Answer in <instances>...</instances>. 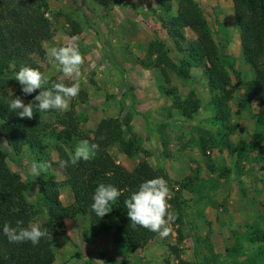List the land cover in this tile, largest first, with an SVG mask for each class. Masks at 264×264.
I'll return each instance as SVG.
<instances>
[{"label": "rangeland", "instance_id": "rangeland-1", "mask_svg": "<svg viewBox=\"0 0 264 264\" xmlns=\"http://www.w3.org/2000/svg\"><path fill=\"white\" fill-rule=\"evenodd\" d=\"M126 1L129 5L122 9L119 0H48L50 10L47 15L51 18L54 36L45 40L43 47L46 50L52 46L71 44L78 47L85 58L80 91L86 92L88 96L85 101L78 96L70 101V109L76 111L85 133L92 135L99 121L105 116L124 117L128 112L133 114L135 121L131 124L140 135L146 152L130 157L122 151L119 143H115L107 147V150L118 162L130 170L145 159L156 168H165L164 165H183L188 168L191 165L192 172L188 171L186 177L175 179L172 176L173 184L177 189L181 187L183 193L185 222L182 223V231L179 234L175 226L172 228V235H158L144 248L129 252L123 246L117 248L112 230L94 235L89 218L83 211L75 218L66 220V232L59 227L50 231L51 244L41 253L38 264H167V260L175 264L178 259L170 245L177 246L182 259L194 263L208 261V264H264V240L259 241L264 236V169L260 166L261 150L258 145H250L252 134L259 128L254 115L259 112L260 105L254 99L250 106H240L247 82L255 77L256 70L244 57L233 0L196 1L208 20L220 51L229 55L235 63V69L231 72L234 87L231 108L233 122L240 126L232 140L234 145L241 147V153L219 147L208 149L206 153L203 151V133L198 127L216 132L211 123L213 110L209 103L211 94L204 67H191V77L188 80H183L176 72L169 71L170 85L178 87L182 98L195 90L201 99L200 110L194 118L185 121L172 106V98L164 96L162 87L165 82L161 70L142 68L139 64L153 34L165 41L169 56L175 63L180 64L183 53L168 38L159 18L145 10V0ZM151 1L155 0H147ZM123 2L124 0L120 1ZM170 3L171 0L168 10L164 9L165 17L177 14L178 0ZM136 6L144 9L138 8L137 13L133 9L129 10ZM185 34L190 41L198 36L191 28H186ZM36 61L37 68L48 78L62 76L61 72L47 62L46 57L36 55ZM53 115L47 119L60 128L57 125V114L56 117ZM0 129L4 130L1 121ZM206 137L209 139L208 134L205 139ZM82 140L74 138L70 143H63L69 153H72ZM49 142L50 146L44 150L32 151L25 148L18 155L13 150L11 141L0 136V146L9 166L20 172L24 180L32 183V190L25 193L24 198L34 206L32 221L40 224L50 220L41 195L42 181H57L63 203L74 202L69 201L73 192L65 167L59 166V152L54 142ZM261 142L264 145V140ZM33 161L48 162L52 166L47 173L37 177L30 171ZM178 171L181 172L180 167ZM203 173V181L195 182V177ZM226 175L234 180V176H241L240 186L236 183L227 185L224 189L225 195L223 189L220 191L223 200L219 201L213 197V193L221 189V181L218 179L225 178ZM191 189L195 195L189 193ZM242 196L246 197L247 204L252 209L247 217L251 218V224L255 223L249 230L245 228L242 220L244 214L242 217L238 216L244 209ZM211 211L226 227L218 230L209 227L211 221L207 212L211 215ZM212 232H217L218 237L215 238L218 244L229 245L231 250L228 254L213 252L211 245L214 243V234L210 236ZM233 240L239 246L244 245L243 241L246 242V251L243 248L240 250L239 246H230Z\"/></svg>", "mask_w": 264, "mask_h": 264}, {"label": "trees", "instance_id": "trees-1", "mask_svg": "<svg viewBox=\"0 0 264 264\" xmlns=\"http://www.w3.org/2000/svg\"><path fill=\"white\" fill-rule=\"evenodd\" d=\"M233 2L244 57L256 70L255 77L247 82L246 93L240 106L246 108L254 99L259 101V112L254 116L257 128L260 129L252 134L250 145H258L261 150L260 166L264 169V145L261 142L264 140V0ZM49 10L48 0H0V121L4 126L3 131L0 129V136H5L11 141L12 148L18 155L22 154L25 148L32 151L44 150L50 146L49 141L52 140L59 152L60 161L68 160L70 154L63 142L70 143L74 138L88 139L90 143L98 144L99 148L90 161H80L75 166L69 164L65 167L74 197L72 204L63 203L57 181L41 182V195L50 217L49 221L41 223L42 227L47 228L49 234L55 227L66 232V220L75 218L84 211L94 235L112 230L117 248L123 246V249L129 252H136L159 234L139 226L133 228L124 201L137 191L144 181L163 177L171 190L170 211L176 214V219L170 222V226H176L180 234L182 223L185 222L183 193L181 187H175L166 169L156 168L145 159L130 170L107 150L110 145L119 143L122 151L130 157L146 152L140 135L134 131L131 124L132 113L128 112L124 117H103L90 135L81 128L79 116L73 109L60 114L55 110L41 113L34 108L33 119H21L17 112L10 110L8 103L15 96H20L24 102L29 103L40 91L25 96L20 84L15 80V75L22 66L37 68L36 55L46 57L43 42L54 36L52 21L47 15ZM160 20L168 36L183 53V58L180 64L172 61L167 44L157 35L147 43L145 55L139 59V64L146 69L161 70L165 82L162 87L164 93L172 98V106L185 121L194 118L200 110L201 99L195 90H191L182 98L178 87L170 85L169 71H174L183 80H188L191 77L190 68L202 65L211 94V123L216 130L214 132L198 127L203 133V151L206 153L208 149L219 147L222 150L241 153V147L234 145L232 140L233 134L240 126L239 123L233 122L231 108L234 96L231 72L235 69V63L229 55L220 51L201 6L196 0H178L177 14L167 18L160 17ZM186 28L193 29L198 35L197 39L188 40ZM53 82H60V78H49V86ZM63 82L69 86L72 83L68 80ZM87 96L86 92L80 91L78 98L85 101ZM52 114L55 117L57 114V125L61 126L60 128L47 119ZM206 134L209 139H205ZM163 144L166 145L165 142ZM101 183L112 184L122 193L110 204V212L103 218L96 216L91 208L92 196ZM32 188L31 182L24 180L20 172L9 166L0 146V264H38L41 253L51 244L49 237L41 239L35 246L31 242L10 243L3 234L5 223L14 227L17 220H22L26 227L33 222L34 206L24 198V194ZM190 191L194 193L193 189ZM263 240L264 236L259 239ZM170 249L178 259L175 264H208V261L194 263L182 259L175 245H170ZM166 262L172 264L170 260Z\"/></svg>", "mask_w": 264, "mask_h": 264}, {"label": "clouds", "instance_id": "clouds-1", "mask_svg": "<svg viewBox=\"0 0 264 264\" xmlns=\"http://www.w3.org/2000/svg\"><path fill=\"white\" fill-rule=\"evenodd\" d=\"M47 62L62 73L60 82H53L49 86V78L38 68L22 66L15 75V80L21 86L25 96L35 95L34 100L25 103L20 96H15L8 105L10 110L17 112L21 119H33L34 108L39 112L52 110L65 113L70 110V101L76 98L80 92V81L83 77L82 67L85 58L78 47L71 44L65 46H52L46 49ZM64 79L74 81L71 85L65 84ZM98 144L90 143L88 139L80 141L74 152L69 154L68 160L59 161L61 168L77 165L80 161L88 162L97 153ZM52 165L48 162L37 163L33 161L30 171L39 176L47 173ZM121 190L112 184L101 183L95 189L92 196V211L99 218L108 214L110 204L121 196ZM171 190L163 177H157L144 181L137 191L133 192L124 201L127 215L133 228L136 226L147 229L161 237H167L172 232L170 222H174L176 214L170 211L172 205ZM3 234L10 243L31 242L38 245L41 239L49 237L47 228L39 222H30L26 227L22 220H17L15 226L9 223L3 225Z\"/></svg>", "mask_w": 264, "mask_h": 264}, {"label": "crops", "instance_id": "crops-1", "mask_svg": "<svg viewBox=\"0 0 264 264\" xmlns=\"http://www.w3.org/2000/svg\"><path fill=\"white\" fill-rule=\"evenodd\" d=\"M120 1H122V0H119V4L121 5V8L122 9H124V8H127L126 6L127 5H129V2L128 1H126V0H124V2L123 3H120ZM146 2H144V8H145V10L147 11H150L151 12V14L152 15H156L158 18H159V21H161L160 20V17L162 18L163 16H164V14H166V10H164V9H167L168 10V8H169V0H155V1H151V2H147V0H145ZM170 4H172V0H171V3ZM139 8V6H136V8H129V10H131V9H133L136 13H137V9ZM140 8H141V6H140ZM139 8V9H140ZM144 8H141V9H144ZM162 11H165V12H163L162 13ZM165 17V16H164ZM163 17V18H164ZM165 18H167V17H165ZM154 34H153V37L152 38H154ZM171 41H173L172 40V38H170V37H168ZM149 42V41H148ZM146 52V51H145ZM144 55H145V53H144ZM142 67V66H141ZM143 68V67H142ZM164 96H166V94H164ZM135 120H134V118L132 117V120H131V122H134ZM134 128V127H133ZM182 151V150H181ZM174 166V167H173ZM182 166V167H181ZM191 165H189L188 166V168H185L183 165H164V167L167 169L166 171L169 173V175H170V177L172 178V176L173 177H175V179H179V177H181V179L182 178H184V177H186V175L189 173V172H192V170L190 171V167ZM193 166V165H192ZM160 167H162V166H160ZM179 167H180V170H181V172H179L178 170H179ZM164 168V169H165ZM184 169V170H183ZM189 171V172H188ZM172 174V175H171ZM202 176H204V173L203 174H199L198 175V177H195V182H197V181H203V177ZM234 178L236 179V180H238V181H236V180H234L233 179V177H231V178H229L227 175H226V177L225 178H220V179H218V180H220L221 181V184H220V190H216V191H214L215 193H213V197H215V198H218L219 199V201L220 200H223V198H222V196H223V194L225 195V191H224V189H226V186L227 185H229L230 183H236L238 186H240V183H239V180H240V178H241V176H234ZM223 189V194L220 192L221 190ZM241 189H239V191H240ZM184 192H185V190H184ZM189 193H191V194H193V192L192 191H190L189 190ZM193 195H195V193L193 194ZM247 195V194H246ZM249 197H250V195H249ZM61 198H62V196H61ZM241 198H244L243 196L241 197ZM246 198V197H245ZM244 198V204H243V211H242V213L240 214V215H238L239 217L241 216L242 217V214H244V217H242V220H243V223H244V226H245V228L246 229H251L252 227H254V225H255V223L254 224H251V218L250 217H247V214H250V213H252V209H251V207H250V205H248L247 203H248V200L247 199H245ZM243 200V199H242ZM69 201L70 202H72V201H74V197H73V195H71V197L69 198ZM203 201H204V199H203ZM205 201H206V198H205ZM213 201V200H212ZM221 202H223V201H221ZM208 213V216H209V220L211 221V222H209V227H211V229L213 230L214 229V227L218 230V229H220V228H222V227H224L225 225H223V224H225V223H223L220 219L218 220V218L216 217V215L211 211L210 213H211V215L209 214V212H207ZM225 215H227V213H225ZM227 217H228V215H227ZM224 219H226V216H225V218ZM223 219V220H224ZM226 227V226H225ZM70 231V230H69ZM251 231V230H250ZM218 233H220V232H218ZM214 234V238H213V241H214V243L212 242V245H211V249H213V252H215V253H220V252H223V253H226V254H228L229 253V250H231L230 248H229V245H226V244H218V242L216 241V238L215 237H218L217 235V232H212V233H210V236L212 237V235ZM235 241L233 240V243H232V245H230V246H233L234 248H235V246H239V245H237V244H235L234 243ZM225 243V242H224ZM229 244H230V242H229ZM242 244H244V245H241V246H239L241 249L240 250H242V248L244 249V251H246V249H245V246H246V242H244L243 241V243ZM208 249L210 250V246H208ZM211 251V250H210ZM211 254H212V251L210 252ZM244 255V254H243ZM244 256H246V255H244ZM243 256V257H244Z\"/></svg>", "mask_w": 264, "mask_h": 264}]
</instances>
